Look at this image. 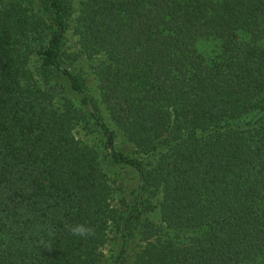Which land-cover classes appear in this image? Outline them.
<instances>
[{"label": "trees", "instance_id": "obj_1", "mask_svg": "<svg viewBox=\"0 0 264 264\" xmlns=\"http://www.w3.org/2000/svg\"><path fill=\"white\" fill-rule=\"evenodd\" d=\"M135 228L132 264H264V0H0V264Z\"/></svg>", "mask_w": 264, "mask_h": 264}, {"label": "rangeland", "instance_id": "obj_2", "mask_svg": "<svg viewBox=\"0 0 264 264\" xmlns=\"http://www.w3.org/2000/svg\"><path fill=\"white\" fill-rule=\"evenodd\" d=\"M199 47L205 55H211L213 51L217 49L214 43L212 42H202ZM99 104L100 107L103 106L101 103ZM120 178L121 182H123L124 185L122 187V190L118 194H116L115 199L113 201L116 207H119L120 205V198L126 197L127 200L131 199L133 195L132 190L135 188V185L137 183L135 177L128 172H122L120 174ZM133 231L136 237H132V239L130 240L131 243L127 249L128 252L126 254V258L122 264H132L136 252L142 246V242L138 238V229L135 228ZM110 238V241L103 247L104 257L102 259L101 264H110V262L117 255L120 249V240L117 237L116 231L111 233Z\"/></svg>", "mask_w": 264, "mask_h": 264}, {"label": "clouds", "instance_id": "obj_3", "mask_svg": "<svg viewBox=\"0 0 264 264\" xmlns=\"http://www.w3.org/2000/svg\"><path fill=\"white\" fill-rule=\"evenodd\" d=\"M68 231L71 235L83 239H88L95 235V231L91 226H87L85 224L80 223L69 225Z\"/></svg>", "mask_w": 264, "mask_h": 264}]
</instances>
